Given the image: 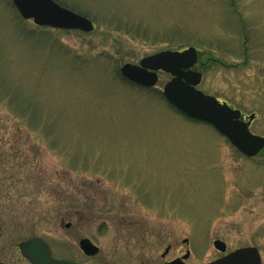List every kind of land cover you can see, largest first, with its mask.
<instances>
[{
  "label": "rangeland",
  "instance_id": "rangeland-1",
  "mask_svg": "<svg viewBox=\"0 0 264 264\" xmlns=\"http://www.w3.org/2000/svg\"><path fill=\"white\" fill-rule=\"evenodd\" d=\"M55 1L94 31L38 27L0 0V259L40 237L78 260L83 236L126 247L119 220L175 215L182 237L196 227L264 258V150L247 158L171 107L169 74L150 89L120 74L195 47L198 88L264 136V0Z\"/></svg>",
  "mask_w": 264,
  "mask_h": 264
},
{
  "label": "water",
  "instance_id": "water-1",
  "mask_svg": "<svg viewBox=\"0 0 264 264\" xmlns=\"http://www.w3.org/2000/svg\"><path fill=\"white\" fill-rule=\"evenodd\" d=\"M13 3L23 19H33L38 26L85 33L94 30L91 20L54 0H13ZM197 61L198 51L194 47L184 51H162L143 58L139 65L124 64L120 73L127 80L147 88L158 83L159 71L171 74L173 78L164 86L163 95L173 107L193 120L212 125L242 154L249 158L255 157L264 149V136L253 134L249 128L255 114L249 116L246 122L240 110L198 90L203 74L192 70ZM216 246H221V242H216ZM20 247L32 264H75L54 259L40 238L23 242ZM211 264H260V260L257 250L249 248L235 251Z\"/></svg>",
  "mask_w": 264,
  "mask_h": 264
},
{
  "label": "flooded vegetation",
  "instance_id": "flooded-vegetation-1",
  "mask_svg": "<svg viewBox=\"0 0 264 264\" xmlns=\"http://www.w3.org/2000/svg\"><path fill=\"white\" fill-rule=\"evenodd\" d=\"M168 218L169 220L162 221L173 224L165 226L154 225L146 216H129L119 220L118 232L125 234L126 247H121L120 241L116 240L114 247L105 249L93 239L83 236L77 243L81 255L78 260L70 256H56L50 245L46 241L45 243L53 258L75 264H211L235 251L249 248L257 250L260 264H264L262 250L257 243L249 242L233 246L222 238H214L207 231L205 236L199 239L196 227L194 231L182 237L178 225L180 216H168ZM71 226V223L66 225L67 228ZM28 240L30 239L16 244L14 248L16 253L1 258L0 264H32L20 247L21 243ZM83 241L88 242L83 243ZM218 241L221 242L219 247L216 246ZM87 244L90 247H86ZM203 256L205 259L208 258L203 260ZM199 257L202 259L200 260Z\"/></svg>",
  "mask_w": 264,
  "mask_h": 264
}]
</instances>
